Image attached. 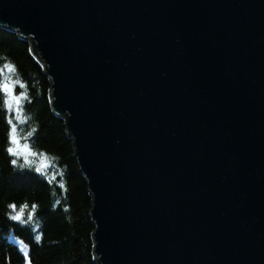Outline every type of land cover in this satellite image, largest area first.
I'll list each match as a JSON object with an SVG mask.
<instances>
[{
  "label": "water",
  "instance_id": "obj_1",
  "mask_svg": "<svg viewBox=\"0 0 264 264\" xmlns=\"http://www.w3.org/2000/svg\"><path fill=\"white\" fill-rule=\"evenodd\" d=\"M51 83L99 264H264V0H0Z\"/></svg>",
  "mask_w": 264,
  "mask_h": 264
},
{
  "label": "trees",
  "instance_id": "obj_2",
  "mask_svg": "<svg viewBox=\"0 0 264 264\" xmlns=\"http://www.w3.org/2000/svg\"><path fill=\"white\" fill-rule=\"evenodd\" d=\"M5 81L24 99L18 110L9 109L0 90V264H99L92 196L66 121L53 113L50 79L30 43L0 29V84ZM13 130L31 155L8 151L17 147Z\"/></svg>",
  "mask_w": 264,
  "mask_h": 264
},
{
  "label": "snow or ice",
  "instance_id": "obj_3",
  "mask_svg": "<svg viewBox=\"0 0 264 264\" xmlns=\"http://www.w3.org/2000/svg\"><path fill=\"white\" fill-rule=\"evenodd\" d=\"M15 89H16V85L14 83H10L8 81H5L3 84H0V90H2V92L4 94H6L7 97H8V107H9V109H11L13 105H16L17 106V110H18L20 101L23 100L24 97L23 96H17L15 94ZM12 143L17 145L16 148H9L8 149V151L10 153H12L13 155H18V154H23L25 156L31 155V153L28 152L27 148L21 149L19 147V141L17 140V138L15 136V130H13ZM13 207H15V206H13ZM22 215L23 214L21 213L20 216H14L13 219L20 220ZM37 239H39V237H37ZM26 247L27 246L25 245V248ZM24 255H25V257L28 256L27 251H25ZM28 264H31V261H28Z\"/></svg>",
  "mask_w": 264,
  "mask_h": 264
},
{
  "label": "rangeland",
  "instance_id": "obj_4",
  "mask_svg": "<svg viewBox=\"0 0 264 264\" xmlns=\"http://www.w3.org/2000/svg\"><path fill=\"white\" fill-rule=\"evenodd\" d=\"M13 107H14L15 109H17V106H16V105H13Z\"/></svg>",
  "mask_w": 264,
  "mask_h": 264
}]
</instances>
